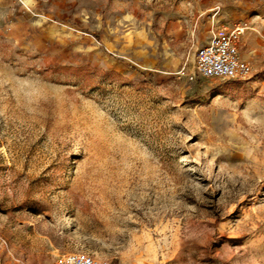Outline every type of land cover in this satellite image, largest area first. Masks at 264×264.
<instances>
[{
    "label": "rangeland",
    "instance_id": "obj_1",
    "mask_svg": "<svg viewBox=\"0 0 264 264\" xmlns=\"http://www.w3.org/2000/svg\"><path fill=\"white\" fill-rule=\"evenodd\" d=\"M196 3L0 0V264H264V40L201 76Z\"/></svg>",
    "mask_w": 264,
    "mask_h": 264
},
{
    "label": "built area",
    "instance_id": "obj_2",
    "mask_svg": "<svg viewBox=\"0 0 264 264\" xmlns=\"http://www.w3.org/2000/svg\"><path fill=\"white\" fill-rule=\"evenodd\" d=\"M250 28L248 22L233 23L224 19L220 20L211 41L196 52V71L206 78L248 79L253 73V65L242 58L240 48ZM188 32L191 33L192 30ZM262 38L264 40V32ZM52 264L110 263L87 253H68L58 257Z\"/></svg>",
    "mask_w": 264,
    "mask_h": 264
},
{
    "label": "crops",
    "instance_id": "obj_3",
    "mask_svg": "<svg viewBox=\"0 0 264 264\" xmlns=\"http://www.w3.org/2000/svg\"><path fill=\"white\" fill-rule=\"evenodd\" d=\"M186 2L189 1H185V4ZM195 7L196 10L194 13L200 11L201 16H205V19L203 20L204 22L208 20L211 21L210 19H212L211 22L214 34L218 27V22L224 19L233 23L248 22L251 26L250 31H254L256 34L255 36L262 37L263 35L264 8H257L254 7V5L243 2L233 4L232 0H213V4L207 6L206 8L202 7L200 3H196ZM207 16H209L207 18L208 20L206 19ZM205 26H207V24H205ZM248 33L251 34V32ZM248 46V50L250 51L249 54H245L244 47H242V45L240 48V53L243 59L252 63L253 61H255L252 54H257V51H259L258 49H260V46H253V44L251 43H248Z\"/></svg>",
    "mask_w": 264,
    "mask_h": 264
}]
</instances>
